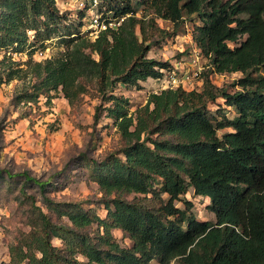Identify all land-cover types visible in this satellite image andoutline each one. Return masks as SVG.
Wrapping results in <instances>:
<instances>
[{
  "label": "trees",
  "instance_id": "16d2710c",
  "mask_svg": "<svg viewBox=\"0 0 264 264\" xmlns=\"http://www.w3.org/2000/svg\"><path fill=\"white\" fill-rule=\"evenodd\" d=\"M105 3L111 16L103 13ZM97 11L107 24L122 22L94 40L70 34L63 38L61 56L29 60L26 70H9L7 77L35 80L32 92L22 97L26 102L42 95L50 99L61 90L73 104L87 91L83 79L95 81L111 102L105 111L123 145L98 162L92 174L106 220L66 210L61 215L71 224H58L36 206L34 196H27L38 211L37 227L10 248L9 264H80L78 255L88 264H264V76L257 74L264 70V0H99ZM195 14L202 24L194 27V40L211 66L202 90L179 86L151 93L146 105L130 114L128 99L109 94L116 84L140 88L169 68L148 58L153 32L169 35L156 20L170 22L176 35L185 15ZM66 21L56 0H0V49L24 47L30 31L45 29L48 39ZM210 73H241L233 84L240 89L229 93L216 87ZM219 98L235 111L233 118L209 110ZM5 175L21 177L43 192L52 183V177L40 180L28 172L0 170V177ZM158 179L161 191L154 188ZM189 188L209 199L215 222L198 221L189 201L184 209L176 206ZM131 194L144 198H125ZM46 199L56 207L78 205ZM94 223L103 229L98 240L86 233ZM115 229L128 235L131 248L116 242ZM52 238L66 244L68 257Z\"/></svg>",
  "mask_w": 264,
  "mask_h": 264
},
{
  "label": "rangeland",
  "instance_id": "374dc122",
  "mask_svg": "<svg viewBox=\"0 0 264 264\" xmlns=\"http://www.w3.org/2000/svg\"><path fill=\"white\" fill-rule=\"evenodd\" d=\"M81 1L56 0L57 7L67 19L65 25L59 26V34L45 39V29H41L38 34L30 31L24 47L9 51L0 49V170L28 172L40 180L52 177V183L44 192L32 182L24 183L21 177H0V264H9L10 248L25 242L37 227L38 211L32 207L27 196H34L36 206L58 224H71L66 216L61 215L66 210L92 212L102 220L107 217L102 194L92 174L98 162L123 145L114 121L107 118L105 111L111 102L100 95L95 81L85 79L82 83L87 91L73 104L68 102L61 90L53 92L50 99L42 95L36 101L26 102L22 97L32 92L31 84L35 80L30 75L27 78L17 75L13 80L7 77L9 70H26L29 60L44 62L37 55L40 50L49 49L48 55L52 59L61 56L66 50L63 38L70 34L95 39L96 33L90 28L91 15L83 11ZM136 1L133 0V3ZM106 8L105 3L102 9L105 17L111 16L106 13ZM142 14L140 11L138 16ZM156 21L159 28L169 32V35L165 37L164 34L153 32L148 58L168 63L169 68L162 71L161 78L141 82L140 88L116 84L109 94L128 99L130 114H136L137 109L145 106L151 93H159L174 84H177L174 88L182 86L188 91H201L203 76L211 70L209 60L203 57L194 40L193 29L202 24L197 14L185 15L184 24L176 35L171 34L173 25L170 22L161 19ZM257 74L264 76V70ZM172 77L176 83L171 81ZM241 77V73L209 75L216 87H226L229 93L240 89L233 84ZM98 107L100 111L96 119ZM209 110L218 116L233 118L236 115L221 98L211 103ZM226 131L218 133L222 135ZM161 182L159 179L156 181V191H161ZM162 196L167 198L166 194ZM46 198L78 205L76 208L56 207ZM125 198L134 202L144 197L131 194ZM184 201L193 204L192 211L198 221H216L208 210L209 199L196 195L192 188L175 204L184 209ZM86 233L98 240L103 235V229L94 223ZM112 233L122 248L133 246L131 239L121 230L115 229ZM52 243L65 257L69 256L70 251L62 240L52 238ZM77 258L80 264H88L85 257L78 255ZM151 264L158 262L154 260Z\"/></svg>",
  "mask_w": 264,
  "mask_h": 264
},
{
  "label": "built area",
  "instance_id": "2783aa9c",
  "mask_svg": "<svg viewBox=\"0 0 264 264\" xmlns=\"http://www.w3.org/2000/svg\"><path fill=\"white\" fill-rule=\"evenodd\" d=\"M80 4L82 6V9H84L87 5H89L88 13L91 15L90 28L94 29V31L96 33V37L98 36V34L101 31L106 30L108 27L116 28L122 22V20H120L119 23L112 22V23L107 24L105 21H103L99 15L98 11H97V8L99 6V0H82ZM48 51H49V49L40 50L37 52V55L39 56L41 61H45L47 59H50V56L48 55ZM0 54H1V52H0ZM171 81L174 82L175 78L172 77ZM174 83H176V82H174ZM175 85H177V84H174L173 86H169V89H173L175 87Z\"/></svg>",
  "mask_w": 264,
  "mask_h": 264
}]
</instances>
